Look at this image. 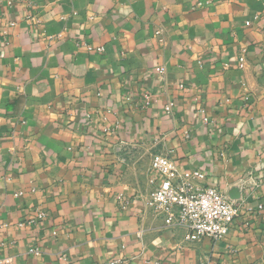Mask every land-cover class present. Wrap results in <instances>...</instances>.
I'll use <instances>...</instances> for the list:
<instances>
[{
  "label": "crops",
  "instance_id": "0c3cea01",
  "mask_svg": "<svg viewBox=\"0 0 264 264\" xmlns=\"http://www.w3.org/2000/svg\"><path fill=\"white\" fill-rule=\"evenodd\" d=\"M155 154L240 206L225 237L148 206ZM116 258L264 264V0H0V264Z\"/></svg>",
  "mask_w": 264,
  "mask_h": 264
},
{
  "label": "built area",
  "instance_id": "2783aa9c",
  "mask_svg": "<svg viewBox=\"0 0 264 264\" xmlns=\"http://www.w3.org/2000/svg\"><path fill=\"white\" fill-rule=\"evenodd\" d=\"M89 49L94 48L89 46ZM96 50L103 51L104 48L100 46ZM145 99L148 103L149 95ZM173 105V102H169L165 109L170 111ZM151 170L159 182L150 193L148 206L166 226L184 229L185 239L193 242L203 238L217 241L229 233L239 215L240 206L215 185L204 183V173L198 170L190 174L182 173L175 160L163 154L153 155ZM152 182L155 183V178ZM259 209H263V205H259ZM30 251L39 253L38 249ZM110 264H125V260L116 258Z\"/></svg>",
  "mask_w": 264,
  "mask_h": 264
}]
</instances>
